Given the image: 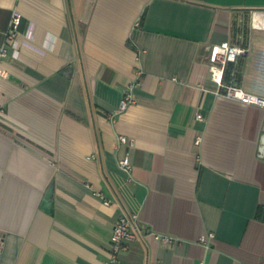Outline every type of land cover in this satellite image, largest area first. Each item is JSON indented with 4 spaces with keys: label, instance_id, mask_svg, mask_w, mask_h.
<instances>
[{
    "label": "crops",
    "instance_id": "crops-1",
    "mask_svg": "<svg viewBox=\"0 0 264 264\" xmlns=\"http://www.w3.org/2000/svg\"><path fill=\"white\" fill-rule=\"evenodd\" d=\"M224 42L264 95V0H0L1 264H106L124 212L120 264H264V106L215 92Z\"/></svg>",
    "mask_w": 264,
    "mask_h": 264
},
{
    "label": "built area",
    "instance_id": "built-area-1",
    "mask_svg": "<svg viewBox=\"0 0 264 264\" xmlns=\"http://www.w3.org/2000/svg\"><path fill=\"white\" fill-rule=\"evenodd\" d=\"M23 15L19 11H15L12 14V18L7 30L6 44L14 48V54L19 55V41L18 35L20 26L22 24ZM32 34V33H31ZM33 34L31 35V38ZM2 47L1 56L8 54V47ZM246 52V49L242 46L233 45L230 42H224L214 48L212 53V63L210 65L211 75L215 82L218 83V88L215 91L219 95L225 97L240 100L248 104H257L264 106V95H257L246 91L240 87L234 79L230 81L225 80V73L227 66L230 62L237 63L239 58ZM142 70L138 71L135 79H133L125 92L119 108L111 115L112 120H116L117 116L125 111L130 105L137 102L136 88L141 84ZM0 75L8 77L7 70L0 66ZM199 119H203V115H198ZM120 143L127 142L128 138L124 135L119 137ZM121 167L130 172L132 170V164L129 155H126L120 160ZM107 203H109L107 201ZM138 214L124 212L122 216L116 222L114 227V233L112 237V247L110 250V256L106 264H120V256L124 251L129 249L132 241H137L144 236V231L139 224ZM158 239L164 242L172 241V237L169 235H156ZM216 237L215 232H209L201 236L200 241L207 244ZM3 253V245L0 241V264Z\"/></svg>",
    "mask_w": 264,
    "mask_h": 264
},
{
    "label": "trees",
    "instance_id": "trees-1",
    "mask_svg": "<svg viewBox=\"0 0 264 264\" xmlns=\"http://www.w3.org/2000/svg\"><path fill=\"white\" fill-rule=\"evenodd\" d=\"M232 67H233V62H230L227 66L226 73H225V77L227 80H229L231 77Z\"/></svg>",
    "mask_w": 264,
    "mask_h": 264
}]
</instances>
